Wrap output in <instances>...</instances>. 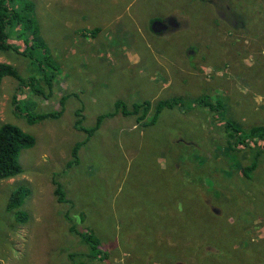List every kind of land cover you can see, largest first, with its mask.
Instances as JSON below:
<instances>
[{"label":"rangeland","instance_id":"obj_1","mask_svg":"<svg viewBox=\"0 0 264 264\" xmlns=\"http://www.w3.org/2000/svg\"><path fill=\"white\" fill-rule=\"evenodd\" d=\"M25 1L34 4L46 49L33 54L23 27H10L9 42L19 53L0 52V64L13 65L39 87L43 74L51 75L53 89L40 104L37 98L22 102L29 91H18L13 78H5L0 89V127L12 124L37 139L36 148L20 154L23 173L0 181V264H264V141L247 178L242 172L256 149L251 154L226 149L221 113L214 118L201 107L164 110L152 128L137 116L108 117L119 100L128 110L150 101L151 116L160 100L209 97L228 110L222 117L248 130L260 125L264 0H242L250 5L233 15L230 4L244 5L240 0ZM253 3L261 5L253 9ZM249 18L255 30H248ZM156 21L164 26L158 32L152 27ZM15 94L22 102L17 114ZM65 97L60 118L28 123L26 114L59 111ZM77 110L88 129L105 117L83 144L80 165L68 169L74 146L88 137L74 127ZM166 130L172 141L179 132L184 143L178 153L186 147L206 156L195 152L181 160L192 156L195 165L189 160L171 165L170 147L162 142ZM55 178L66 203L58 202ZM202 184L222 191L210 193L215 206L196 191ZM19 188L31 190L19 209L25 220L15 217L19 210L9 211ZM191 191L199 197L191 199ZM169 194L174 205L185 206L186 219L172 220L165 209ZM71 229L95 234L101 253L85 256L89 250ZM75 250L86 253L73 262Z\"/></svg>","mask_w":264,"mask_h":264},{"label":"trees","instance_id":"obj_2","mask_svg":"<svg viewBox=\"0 0 264 264\" xmlns=\"http://www.w3.org/2000/svg\"><path fill=\"white\" fill-rule=\"evenodd\" d=\"M19 1L23 4H19ZM18 2H15L14 0H0V52L2 53H7V52H12L13 50L19 53L17 48L13 47V44L10 43V38L11 34L8 32L9 28H18V25H21L23 28V34L20 31L17 32L19 35H29L26 38V43L28 45V40L30 43H32L31 51L33 54L35 53L36 50H45L46 45L45 42L39 37V27H38V22L35 19L34 12V4L29 1L25 0H19ZM244 5H238V4H233L231 3V11L229 14H237L238 10H236L237 7L243 6L245 8H248L250 4L247 2H244L240 0ZM253 9L256 7H260V3H253ZM259 12L261 10H258ZM251 15H256V13L253 11L249 13V16ZM236 18V17H232ZM250 19V18H249ZM243 21L244 24L247 23V19L241 20ZM250 25H246L248 30H255L254 29V23H252V20L250 19ZM237 24V23H236ZM241 24V23H240ZM256 25L260 26L259 23H256ZM244 28L242 25L240 26ZM247 30V29H245ZM19 31V30H18ZM95 33V32H94ZM21 35V36H22ZM31 53V52H30ZM33 54L31 53V58L33 59ZM13 78L17 82H19L18 85V91L20 88L25 87L28 89V95L22 100V102H27L30 101L32 98H37L39 100V104L41 102V98L43 99H48L50 100V97L52 96V89H53V78L51 75H45L43 74V87H39L37 83L39 81L34 80V79H23L16 67H14L11 64L7 63H1L0 64V89L2 86V83L5 78ZM48 86V89L50 90V93H47L46 88ZM211 98V97H210ZM67 98H62L60 102V110L59 111H54V112H47V113H30L26 114L25 117L27 118V121L29 124H34L36 122H42L46 120H55L61 117V115L64 112L65 109V101ZM17 94L13 96L12 99V106L13 110L15 111V114L18 113L19 110H21V103H22ZM192 99L188 98H174L172 100H160L156 103L154 113L150 116V112L152 110V102L150 101H144L142 103H136L134 104V109L133 110H128L125 108L124 102L119 100L116 102L115 107L116 111L115 113H109L108 117H114V115L121 113L125 117H133L137 116V121L138 123H141V121H146L144 123V127L152 128L155 127L159 121H160V116L163 113L164 110H174L176 108L179 109H184L186 112L191 111L194 107H201L209 110V113L211 115H214V118L216 114L221 113L219 117L220 123V131L221 134L227 137L228 140L225 141L227 144V148L229 152H233L234 150H239V149H246L248 150V154L250 153L249 149H256V153L254 154L253 152V159L251 164H249L246 168L243 169V175L247 178H250L251 173H253L256 170V163L258 160H260L262 151L260 148H258L260 141H264V122H260V125L258 126H250L249 130L244 129L242 126L237 124L235 121H232L230 119H227L228 117V110H224V104L220 100H212L209 99V97L205 98H200L194 101L193 103ZM42 105V104H41ZM194 108V109H195ZM223 115L227 116H223ZM151 117V121H147L148 117ZM76 117L77 120L74 124V127L78 131L86 132L88 133V137L86 141L83 142H78L76 146H74V154H73V159L72 161L67 165L68 169L73 168V166L80 165V158H79V153L81 148L83 147V144L87 143L89 141V138L100 129V126L102 124V121L105 116L100 117L97 121L94 127L92 128H87L83 126L84 123V118L82 116V111L77 110L76 112ZM193 120L197 121L196 119L193 118ZM198 122V121H197ZM200 126H203L202 124ZM164 135L168 136V138L164 139V143H166V146L170 147L169 148V155L167 156L168 161L172 165V163L176 164L177 166H184L186 163V160L191 161L193 165L196 164L195 160L193 159L192 156H188L187 159H184L182 162L181 160L183 157L189 154H193L196 152V149H194L192 152L187 151L186 147L183 148L181 153H178L176 149L178 147L180 148L184 142L179 141L181 139V136L179 132L174 133L177 134L175 139L172 141L169 136L170 132L166 130V134L163 132ZM173 134V133H172ZM208 138V137H207ZM206 138V139H207ZM147 140V138H145ZM226 140V139H224ZM161 143V142H157ZM252 143V145H251ZM37 146V139L31 134L25 133L22 131L19 127L12 125V124H3L0 127V181L1 180H7L14 178L16 176H19L23 173V168L22 165L20 164L19 157L24 149H29V148H36ZM245 150V151H246ZM240 154H243L244 151L239 150ZM171 153V154H170ZM200 155V157H204L206 155L200 154L198 151L196 152ZM171 157H173L171 161ZM167 163V161H166ZM209 167L206 169L208 170ZM166 170V169H165ZM191 170V168H189ZM205 170V172H206ZM209 171L212 174V170L209 169ZM207 173V172H206ZM208 174V173H207ZM210 175V174H209ZM202 183L203 179H199ZM53 184L55 186V195L58 198L59 203H66V196H65V190L63 185L58 181V179L53 180ZM20 189V188H19ZM17 189L15 193L12 195V199L10 202L9 206V211H14V210H19L22 205V201L25 199V197H29L31 194V190L29 188L26 189ZM198 192L204 191V200L205 203H211L215 206V202H212L211 199V192L213 191H218L222 192L219 190H214L212 188H207L205 184H202L201 186L198 187ZM224 192V191H223ZM191 199L198 198L195 196V194L191 191ZM170 201L169 204L165 207V209H169L172 211L173 215L172 220L178 221L182 219H186V208L184 205L179 206V205H174L172 202L171 194L168 195ZM218 205L221 206V203L216 202ZM207 204V203H206ZM197 211V209H196ZM16 218H19L20 220H25L26 219V213L22 212L19 210L16 215ZM197 217V214H196ZM72 232L77 234L81 238V244L86 247L87 250H89V253L85 255L86 252L83 250H75L73 255L70 256V258L73 259V262L75 261L74 256H91V258H95L101 253L100 247H101V242L99 239L95 237V234L92 233H82L78 232L74 229H71ZM74 264V263H73Z\"/></svg>","mask_w":264,"mask_h":264},{"label":"water","instance_id":"obj_3","mask_svg":"<svg viewBox=\"0 0 264 264\" xmlns=\"http://www.w3.org/2000/svg\"><path fill=\"white\" fill-rule=\"evenodd\" d=\"M152 27H153V31L154 32H158V31H160V30H162L164 28L162 23H160L159 21L154 22Z\"/></svg>","mask_w":264,"mask_h":264},{"label":"clouds","instance_id":"obj_4","mask_svg":"<svg viewBox=\"0 0 264 264\" xmlns=\"http://www.w3.org/2000/svg\"><path fill=\"white\" fill-rule=\"evenodd\" d=\"M84 133H86V132H84Z\"/></svg>","mask_w":264,"mask_h":264}]
</instances>
